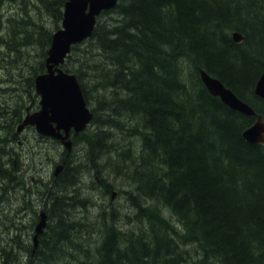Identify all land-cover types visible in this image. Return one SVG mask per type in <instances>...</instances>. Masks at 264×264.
<instances>
[{
  "label": "trees",
  "instance_id": "obj_1",
  "mask_svg": "<svg viewBox=\"0 0 264 264\" xmlns=\"http://www.w3.org/2000/svg\"><path fill=\"white\" fill-rule=\"evenodd\" d=\"M5 1L11 11L0 21V69L30 66V95L46 72L66 0H0V11ZM118 1L64 65L96 116L73 137L70 155L59 151L67 155L63 169L42 192L29 190L27 167L56 166L59 143L34 131L24 176L15 132L28 107L11 106L0 87V207L25 188L40 196L49 219L37 246L36 227L24 245L18 235L4 244L0 237V264H264V143L243 137L256 117L211 95L200 75L205 70L264 116L254 93L264 72V0ZM89 171L102 183L123 176L135 207L123 214L131 226H119L114 209L86 215Z\"/></svg>",
  "mask_w": 264,
  "mask_h": 264
},
{
  "label": "water",
  "instance_id": "obj_2",
  "mask_svg": "<svg viewBox=\"0 0 264 264\" xmlns=\"http://www.w3.org/2000/svg\"><path fill=\"white\" fill-rule=\"evenodd\" d=\"M118 0H67L64 7L62 27L54 34L46 58L47 71L35 78V90L39 96L40 109L28 114L18 126L21 132L31 125L46 137L62 141L68 151L72 149L70 133L84 131L93 119L88 108L82 88L74 74L65 72L61 66L69 56L73 45L79 44L92 36L97 18L104 11L113 9ZM237 42L240 36H234ZM201 79L208 91L230 107L247 116L255 115V111L241 100L230 88L217 78L200 70ZM257 96L264 99V73L255 87ZM245 140L258 144L264 140V123L262 118L243 133ZM64 161L56 167L55 177L62 171ZM46 227V214L41 212V220L37 224L34 244H38V236Z\"/></svg>",
  "mask_w": 264,
  "mask_h": 264
},
{
  "label": "rangeland",
  "instance_id": "obj_3",
  "mask_svg": "<svg viewBox=\"0 0 264 264\" xmlns=\"http://www.w3.org/2000/svg\"><path fill=\"white\" fill-rule=\"evenodd\" d=\"M1 5H3V6H1L2 9L0 12H1V16H3V17L0 18V21L4 24V22H6V15H8L9 11H11V8H10V5L7 3L6 4L2 3ZM3 8H4V10H3ZM46 19L48 20L47 27H49V29H53V27H54L53 22H49L51 18L47 17ZM22 62L19 66H17L16 63L11 62L12 65H8L9 68L7 67V68L0 69V79H1L0 87L3 88L2 90H6V93H4L6 95L2 96V99L10 102L11 106H14L15 102L18 101V102H21L24 107H30V108L32 107L34 109L35 105L37 104L36 93L34 92V93L29 95L25 91V88H26L25 87V77L30 75V70H29L27 64H25L24 62L22 63ZM15 80H19L20 83L15 84ZM2 81H5V82L3 83ZM2 83H3V85H1ZM10 88H13V90H11ZM26 112H27V109H26ZM32 134H33V132L26 131L22 135L23 137L20 136L19 140H18V145L20 144V146L17 147V148H19V149H17V152L19 153V155L22 158V168L23 169L25 168L24 167L25 161L28 157L27 154L31 155V151L29 152V150H30L29 147L31 145H35L32 142ZM116 134L118 136H120V134H122V133L116 132ZM124 143L129 144L130 142L128 140H125ZM59 146H60L59 144H56L57 149H53V151L56 153V160H58L57 155H59V151L62 150V148H61L62 146H60V147ZM77 152H78V150H77ZM77 152H76V154H77ZM53 164L54 163H52V165L50 163L45 164L44 166H42L41 169H38V168L35 169L34 167L31 168V166L27 167V172H28V176H29L28 185L30 186L29 190L32 193L42 192V190L45 189V186H43V184L47 185L48 182L50 181V178L52 180V178H53L52 172H54L53 169H55ZM89 173H90V175H88L86 173V176H85L86 182L84 185L85 187H83V189L88 191V193L86 195L88 197H90L93 202H96L99 204V206L97 205L98 206L97 207L98 212L100 211L103 213V212H106V211L108 212V211H111L112 209H114V211L117 213V215L121 216L119 226H121V225L131 226L132 221H133V217H130V219H127V218L123 217V214H130L132 216L134 213L135 207L129 201L128 192L130 191V187H126V185H124L121 182L123 176L118 174L115 180H111L110 177H107V179L105 181H107L108 183H102L96 179L90 180V178L94 174L91 171H89ZM25 174H26V170L24 169L23 175L25 176ZM50 174H51V177H50ZM36 180H44V181L42 182L43 183L42 184L39 182L37 183ZM47 180H48V182H47ZM110 183L113 184V186H111ZM104 184H108L110 186V188L107 189L104 186ZM38 187H39V189H38ZM26 192H24V191L13 192L10 196V200L7 201L4 204L5 206H3L2 209L0 210V237L3 240L2 244H4V239L6 240L9 237H14L15 235L16 236L18 235L17 239H20V242L22 241V243H23L22 245H24L30 239V237L32 235L31 233L33 232L34 227H35V223H36L35 220L38 219V215L40 213L39 211L42 207V202H40V200H39L40 199L39 195H37V194L32 195L31 193H29V192L26 193ZM24 193H26V194H24ZM28 193H29V196H27ZM113 193H114V196H113ZM23 194H24V196H23ZM107 195H108V197H107ZM24 199H25V201H24ZM19 200H20V202H19ZM23 201H24V203H23ZM83 209L85 210V208H83ZM90 211H93V209L91 208ZM109 215H110V213H109ZM17 242H18V240L16 241V245H13L16 247V250L19 249ZM89 243H90V240H88L87 244H89ZM87 244L85 243V246Z\"/></svg>",
  "mask_w": 264,
  "mask_h": 264
},
{
  "label": "bare ground",
  "instance_id": "obj_4",
  "mask_svg": "<svg viewBox=\"0 0 264 264\" xmlns=\"http://www.w3.org/2000/svg\"><path fill=\"white\" fill-rule=\"evenodd\" d=\"M5 2H6V1H5ZM118 2H119V1H118ZM6 3H7V2H6ZM2 6H3V5H2ZM116 7H117V6H116ZM3 10H4V8H3ZM111 11H113V10H111ZM111 11H110V12H111ZM103 13H105V12H103ZM105 15H106V14H105ZM110 15H111V14H110ZM11 16H12V15H11ZM103 16H104V15H102L101 17H103ZM2 17H3V16H2ZM15 18H16V17H15ZM116 18H117V17H116ZM108 21H109V20H108ZM111 21H112V20H111ZM98 22H99V19H98ZM103 22H104V21H103ZM97 24H98V23H97ZM56 25H57V24H56ZM1 29H2V28H1ZM49 30H50V29H49ZM52 31H53V30H52ZM91 38H92V37H91ZM89 40H90V39H89ZM87 41H88V40H87ZM88 42H89V41H88ZM24 44H25V43H24ZM27 44H28V43H27ZM85 44H86V43H85ZM23 47L25 48V46H23ZM23 47H22V48H23ZM26 47H27V46H26ZM28 48H29V47H28ZM28 51H29V50H28ZM25 52H26V50H25ZM6 53H7V52H6ZM10 54H11V53H10ZM17 54H18V53H17ZM23 54H24V53H23ZM79 55H80V54H79ZM3 56H4V55H3ZM72 56H73V55H72ZM74 56H75V54H74ZM74 56H73V57H74ZM14 57H15V55H14ZM4 58H5V57H4ZM29 58H30V57H29ZM26 59H28V58H26ZM70 59H71V58H70ZM0 60H1V59H0ZM29 60H30V59H29ZM20 61H21V60H20ZM25 61H26V60H25ZM32 61H33V60H32ZM67 62H69V61H67ZM71 62H72V61H71ZM4 63H5V62H4ZM22 63H23V62H22ZM28 63H29V62H28ZM32 63H34V62H32ZM76 63H77V62H76ZM69 64H70V63H69ZM69 64H68V65H69ZM6 65H7V64H6ZM6 65H5V66H6ZM31 65H32V64H31ZM34 65H35V64H34ZM7 66H8V65H7ZM18 66H19V65H18ZM45 67H46V66H45ZM8 68H9V67H8ZM29 68H30V66H29ZM70 68H71V67H70ZM31 69H32V68H31ZM45 69H46V68H45ZM73 69H74V68H73ZM77 69H78V67H77ZM199 69H200V68H199ZM16 70H17V69H16ZM17 71H18V70H17ZM17 71H16V72H17ZM90 71H91V70H90ZM16 72H15V73H16ZM41 73H42V71H41ZM5 74H6V73H5ZM16 74H17V73H16ZM14 75H15V74H14ZM14 75H13V76H14ZM13 76H12V77H13ZM4 77H5V76H4ZM31 77H32V76H31ZM80 77H81V76H80ZM88 77H89V76L87 75V78H88ZM14 78H15V77H14ZM3 79H4V78H3ZM31 79H33V78H31ZM31 79H30V80H31ZM83 79H85V77H83ZM92 79H93V77H92ZM5 80H6V79H5ZM90 80H91V79H90ZM2 82L4 83L5 81H2ZM8 82H9V81H8ZM8 82H7V83H8ZM3 83H2L1 85H3ZM9 83H10V82H9ZM82 84H83V83H82ZM6 85H7V84H6ZM7 86H8V85H7ZM3 87H4V86H3ZM32 88H33V87H32ZM1 91H2V90H1ZM94 92H95V91H94ZM97 97H98V96H97ZM95 98H96V97H95ZM95 103H96V102H95ZM93 106H94V105H93ZM96 106H98V104L95 105V108H96ZM102 106H103V105H102ZM98 108H99V106H98ZM103 109H105V108H103ZM230 109H231V108H230ZM23 110H24V109H23ZM23 110H22V111H23ZM24 111H25V110H24ZM24 111H23V112H24ZM99 111H100V110H99ZM97 112H98V111H97ZM8 114H9V113H8ZM97 114H98V113H97ZM11 115H12V114H11ZM24 115H25V114H24ZM95 116H96V115H95ZM95 116H94V117H95ZM23 117H24V116H23ZM94 117H93V118H94ZM12 120H13V119H12ZM3 121H4V120H3ZM4 122H5V121H4ZM4 122H3V123H4ZM97 125H98V124H97ZM17 126H18V125H17ZM91 126H92V124H91ZM89 127H90V126H89ZM95 127H96V126H95ZM30 128H32V127L30 126ZM33 131H34V130H33ZM87 131H88V130H87ZM15 134H16L15 136H17V139H18V137H20V132H16ZM35 134H36V133H35ZM38 136H39V135H38ZM81 136H82V135H81ZM132 136H133V135H132ZM22 137H23V136H22ZM40 138H41V137H40ZM43 138H44V137H43ZM82 138H83V137H82ZM14 139H15V138H14ZM42 141H43V140H42ZM44 141H45V140H44ZM49 141H50V139H49ZM10 142H11V141H10ZM42 143H43V142H42ZM76 143H77V142H76ZM76 143H75V144H76ZM79 143H80V142H79ZM16 144H17V143H16ZM52 144H53V143H52ZM77 144H78V143H77ZM19 146H20V144L18 145V147H19ZM75 146H76V145H75ZM75 146H74V147H75ZM14 147H15V146H14ZM59 147H60V146H59ZM16 148H17V147H16ZM52 148H53V147H52ZM56 148H57V147H56ZM17 149H19V148H17ZM44 149H45V148H44ZM53 149H54V148H53ZM77 149H78V148H77ZM50 150H51V149H50ZM59 150H60V149H59ZM51 151H52V150H51ZM61 151H62V150H61ZM61 151H60V152H61ZM72 151H73V150H72ZM74 151H75V150H74ZM42 152H43V151H42ZM52 152L54 153V151H52ZM57 153H58V152H57ZM12 154H13V153H12ZM15 154H16V153H15ZM43 154H44V153H43ZM73 154H74V153H73ZM50 155H51V154H50ZM14 156H15V155H14ZM43 156H44V155H43ZM45 156H46V153H45ZM52 156H53V155H52ZM57 156H58V160H57V164H56V166L60 165L61 162H62V160L64 161V159H65V157H61V156H59V155H57ZM77 156H78V155H77ZM80 156H81V155H80ZM60 157H61V158H60ZM68 157H69V156H68ZM68 157H67V158H68ZM12 158H13V157H12ZM55 158H56V154H55ZM7 159H8V157H7ZM68 159H69V158H68ZM71 159H72V158H71ZM14 161H15V160H14ZM55 161H56V160H55ZM66 161H67V160H66ZM51 162H52V161H51ZM71 162H72V161H71ZM12 163H13V162H12ZM16 163H18V162H16ZM19 164H20V163H19ZM10 165H12V164H10ZM10 165H9V166H10ZM53 165H54V164H53ZM13 166H14V165H13ZM56 166H55V167H56ZM16 167H17V166H16ZM52 167H53V166H52ZM10 168H11V167H10ZM21 168H22V165H21ZM31 168H32V166H31ZM14 169H15V168H14ZM35 169H36V168H35ZM53 170H54V169H53ZM13 171H14V170H13ZM16 172H17V171H16ZM20 173H21V171H20ZM52 173H53V172H52ZM14 174H15V172H14ZM11 175H12V173H11ZM17 175H18V174H17ZM17 175H16V176H17ZM85 176H86V175H85ZM11 177H12V176H11ZM14 177H15V176H14ZM50 177H51V174H50ZM50 177H49V178H50ZM57 178H58V177H57ZM85 178H86V177H85ZM13 179H14V178H13ZM50 179H51V178H50ZM17 180H18V179H17ZM48 180H49V179H48ZM48 180H47V182H48ZM87 180H88V179H87ZM11 181H12V180H11ZM15 181H16V180H15ZM36 181H37V183H38V182H39V183H42L44 180H36ZM82 181H83V179H82ZM8 182H9V181H8ZM49 182H50V181H49ZM49 182H48V183H49ZM12 183H13V181H12ZM8 184H10V183H8ZM21 184H22V183H21ZM88 184H89V183H88ZM13 185H14V184H13ZM13 185H12V186H13ZM49 185H52V184H48V186H49ZM86 185H87V184H86ZM90 185H91V184H90ZM17 186H18V185H17ZM22 186H23V185H22ZM36 186H37V185H36ZM44 186H46V184H45ZM84 187H85V186H84ZM43 188H44V187H43ZM82 188H83V187H82ZM112 188H113V187H112ZM11 189H14V188H11ZM24 189H25V188H24ZM24 189H23L22 191H24ZM38 189H39V187H38ZM108 189H109V188H108ZM18 190H20V189L18 188ZM18 190H17V192H18ZM43 190H44V189H43ZM7 191H8V190H7ZM49 191H50V190H49ZM52 191H53V190H52ZM10 192H11V190H10ZM24 192H25V191H24ZM44 192H45V191H44ZM108 192H109V191H108ZM2 193H3V192H2ZM7 193H8V192H7ZM26 193H27V192H26ZM26 193H24V194H26ZM106 193H107V192H106ZM0 194H1V192H0ZM16 194H17V193H16ZM20 194H21V193H20ZM28 194H29V193H28ZM38 194H39V193H38ZM44 194H45V193H44ZM17 195H18V194H17ZM32 195H33V194H32ZM9 196H10V195H9ZM27 196H29V195H27ZM13 197H14V196H13ZM13 197H12V198H13ZM17 197H18V196H17ZM19 197H20V196H19ZM41 197H42V196H41ZM105 197H106V196H105ZM107 197H108V195H107ZM26 198H27V197H26ZM47 198H48V197H47ZM89 198H90V197H89ZM22 199H23V198H22ZM9 200H10V199H9ZM9 200H6V201H9ZM16 200H17V199H16ZM45 200H46V199H45ZM14 201H15V200H14ZM24 201H25V199H24ZM24 201H23V203H24ZM41 201H42V200H41ZM41 201H40V202H41ZM19 202H20V200H19ZM8 203H9V202H8ZM10 204H11V203H10ZM16 204H17V203H16ZM16 204H15V205H16ZM17 205H18V204H17ZM28 205H29V204H28ZM97 205L99 206V204L96 203V202H93V201L91 200V198L88 199V201H87V202L85 203V205H84L85 210H86V211L84 210V212H86V214L89 215V216L92 215V217H93L94 213H95L96 215L101 214V215H102V218L105 217V214H104V213H102V212H100V211H99L100 213L98 212V210H97V207H98V206H97ZM4 206H5V205H4ZM40 206H41V205H40ZM48 206H49V205H48ZM101 206H102V205H101ZM104 207H105V206H104ZM39 208H40V207H39ZM91 208L93 209V211H90ZM94 208H95V209H94ZM99 208H100V207H99ZM0 209H1V207H0ZM99 210H100V209H99ZM101 210H102V209H101ZM50 211H51V210H50ZM39 212H40V211H39ZM16 213H17V212H16ZM80 213H81V212H80ZM14 214H15V213H14ZM83 215H84V214H83ZM83 215H82V216H83ZM90 218H91V217H90ZM98 218H101V217L99 216ZM84 219H85V218H84ZM91 219H93V218H91ZM95 219H96V218H95ZM48 220H49V219H48ZM48 220H47V221H48ZM51 221H52V220H51ZM84 221H85V220H84ZM91 221H92V220H91ZM94 221H96V220H94ZM11 222H12V221H11ZM95 223H96V222H95ZM10 225H11V224H10ZM94 226H95V225H94ZM88 227H89V226H88ZM91 229H92V228H91ZM35 231H36V229H35ZM97 233H98V232H97ZM95 234H96V233H95ZM93 236H94V235H93ZM95 237H96V236H95ZM99 238H100V237H99ZM30 248H31V247H30ZM22 254H24V253H22ZM28 254H29V253H28ZM26 255H27V254H26ZM28 256H29V255H28ZM22 257H23V256H22ZM24 257H25V256H24ZM20 258H21V257H20ZM26 258H27V257H26ZM28 258H29V257H28ZM24 260H25V259H24ZM24 260H22V261H24ZM26 260H27V259H26ZM26 260H25V263H26ZM18 262H20V261H18Z\"/></svg>",
  "mask_w": 264,
  "mask_h": 264
}]
</instances>
